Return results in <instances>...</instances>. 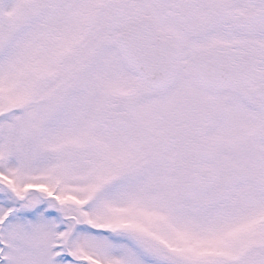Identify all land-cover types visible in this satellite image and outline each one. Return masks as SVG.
Instances as JSON below:
<instances>
[{
	"label": "snow or ice",
	"instance_id": "obj_1",
	"mask_svg": "<svg viewBox=\"0 0 264 264\" xmlns=\"http://www.w3.org/2000/svg\"><path fill=\"white\" fill-rule=\"evenodd\" d=\"M0 264H264V0H0Z\"/></svg>",
	"mask_w": 264,
	"mask_h": 264
}]
</instances>
